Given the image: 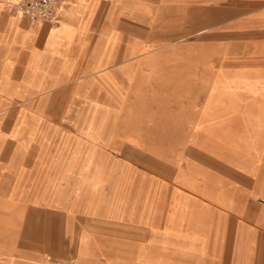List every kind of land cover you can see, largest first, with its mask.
I'll return each instance as SVG.
<instances>
[{
  "label": "crops",
  "instance_id": "0c3cea01",
  "mask_svg": "<svg viewBox=\"0 0 264 264\" xmlns=\"http://www.w3.org/2000/svg\"><path fill=\"white\" fill-rule=\"evenodd\" d=\"M17 1L0 264H264V0H203L201 46L162 45L194 35L198 0H66L56 25Z\"/></svg>",
  "mask_w": 264,
  "mask_h": 264
},
{
  "label": "built area",
  "instance_id": "2783aa9c",
  "mask_svg": "<svg viewBox=\"0 0 264 264\" xmlns=\"http://www.w3.org/2000/svg\"><path fill=\"white\" fill-rule=\"evenodd\" d=\"M66 0H18L14 6V12L31 20H42L52 25L58 23V17ZM40 264H73L71 260L51 257Z\"/></svg>",
  "mask_w": 264,
  "mask_h": 264
},
{
  "label": "rangeland",
  "instance_id": "374dc122",
  "mask_svg": "<svg viewBox=\"0 0 264 264\" xmlns=\"http://www.w3.org/2000/svg\"><path fill=\"white\" fill-rule=\"evenodd\" d=\"M205 1L203 0H198L196 1V7H195V22H194V35H191L189 37H186V35L188 34V31L186 30V27L185 25L186 24H183L182 22H180L179 24V27L178 28V38H174V39H168V40H163V44L162 45H178V46H186V45H189V44H192V45H203V42H204V38H203V29H204V25H203V3ZM216 1H213L211 2V4H214ZM217 7H214L212 6L211 7V19H212V24H211V41L214 42L216 41L217 42V24H214L213 23V20L214 18L217 16L218 13H216V10ZM186 10V9H184ZM181 17H183L181 14H180V19ZM194 43V44H193ZM148 45H152V44H148ZM35 105V106H33ZM30 106V107H28ZM34 109H42L41 108V104H30V105H27L26 103H20L18 104V109L19 111H26V110H33Z\"/></svg>",
  "mask_w": 264,
  "mask_h": 264
}]
</instances>
